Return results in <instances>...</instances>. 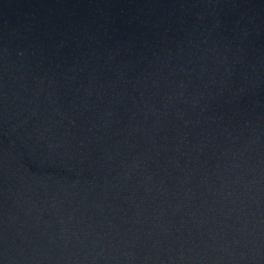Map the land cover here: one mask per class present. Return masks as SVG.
<instances>
[{"label":"water","instance_id":"95a60500","mask_svg":"<svg viewBox=\"0 0 264 264\" xmlns=\"http://www.w3.org/2000/svg\"><path fill=\"white\" fill-rule=\"evenodd\" d=\"M0 264H264V0H0Z\"/></svg>","mask_w":264,"mask_h":264}]
</instances>
